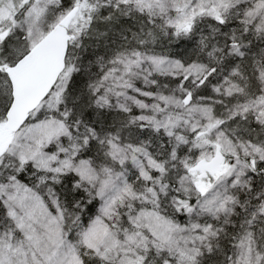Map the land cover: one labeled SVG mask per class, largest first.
Returning a JSON list of instances; mask_svg holds the SVG:
<instances>
[{
    "label": "snow or ice",
    "instance_id": "6c2138e0",
    "mask_svg": "<svg viewBox=\"0 0 264 264\" xmlns=\"http://www.w3.org/2000/svg\"><path fill=\"white\" fill-rule=\"evenodd\" d=\"M0 264H264V0H0Z\"/></svg>",
    "mask_w": 264,
    "mask_h": 264
}]
</instances>
